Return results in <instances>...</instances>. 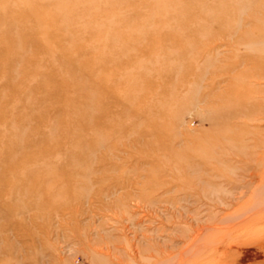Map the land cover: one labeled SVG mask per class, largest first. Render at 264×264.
Here are the masks:
<instances>
[{"label": "rangeland", "instance_id": "rangeland-1", "mask_svg": "<svg viewBox=\"0 0 264 264\" xmlns=\"http://www.w3.org/2000/svg\"><path fill=\"white\" fill-rule=\"evenodd\" d=\"M0 264H264V0H0Z\"/></svg>", "mask_w": 264, "mask_h": 264}]
</instances>
